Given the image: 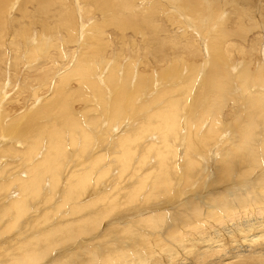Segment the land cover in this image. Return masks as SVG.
<instances>
[{"label":"bare ground","instance_id":"6f19581e","mask_svg":"<svg viewBox=\"0 0 264 264\" xmlns=\"http://www.w3.org/2000/svg\"><path fill=\"white\" fill-rule=\"evenodd\" d=\"M21 1L16 5L0 0V82L20 74L21 89L31 96L36 84L48 83L75 53L76 58L67 72L68 90L60 103L63 110L55 109L53 120L48 124L43 121L33 137L22 143L12 129L8 135H0V156H18L24 169L10 181L0 177V235L13 233L24 224L37 211L33 204L37 199L47 202L57 198L59 185L64 182L58 205L66 207L69 219L65 225L42 230L38 236L35 233L14 247L10 243L12 248L3 252L0 264H46L48 254L65 245L69 249L65 257L53 264H264V201L260 200L264 199V172L256 176L257 191L225 195L216 187L215 196L194 198L183 205L170 201L176 193L173 180L185 176L187 180L198 166H213L216 174L211 184L217 185L237 173L234 164L245 156L251 167L241 175L257 173L254 170L264 161V0H231L230 4V0H172L175 5H168L167 0ZM206 11L215 23L200 28ZM24 18H28L27 23ZM34 18L39 20V27L26 29ZM171 58L188 65L191 73L187 83H180V76L171 78L173 71L165 69L173 66ZM234 76L240 88L232 83ZM133 77L136 81L132 84ZM204 78L207 88L200 92L203 107L197 118L198 129L191 131L189 122L181 134L184 117L189 114L181 99L192 88H200ZM126 91L133 92L132 101H140L147 112L146 121L136 131L117 137V151L112 156L113 171H118L116 185L103 191L102 183L109 172V167L103 166L107 154L97 153L94 145L98 139L95 128L103 122L98 121L93 109L84 111V107L88 100H97L103 107L107 101L112 118H118L123 115ZM3 95L0 90V99L6 98ZM17 97L12 94L9 105L16 104ZM65 100L79 106V119L73 116L77 107L72 110ZM242 104L246 107L240 112ZM239 120L244 123L229 147L219 160L209 163V144L222 137L219 133L225 123ZM202 122L206 127L200 133ZM184 135L186 163L180 176L171 174L169 164L175 169ZM141 143L144 155L138 167L143 168L144 158L151 152L157 168L146 172L137 185L123 190L121 181ZM75 148L76 159L84 160L65 179L68 157ZM178 163L181 169V159ZM148 184L151 189L144 195ZM96 203L97 211L85 212ZM179 204L188 209L185 224L174 222ZM134 205L137 218L128 217L126 224L120 222L117 227L121 235H130L125 241L138 240L136 245L114 244L105 253L81 246L71 251L105 218L117 221L114 211L127 207L130 212ZM238 214L244 218L227 229V217ZM212 223L221 227L219 233L226 230L225 238L203 235V228ZM229 237L236 239L231 247L230 240L224 241ZM71 242L74 246H69Z\"/></svg>","mask_w":264,"mask_h":264},{"label":"rangeland","instance_id":"374dc122","mask_svg":"<svg viewBox=\"0 0 264 264\" xmlns=\"http://www.w3.org/2000/svg\"><path fill=\"white\" fill-rule=\"evenodd\" d=\"M11 1L16 2V5H18L19 4L18 1H21V0H11ZM228 1L229 0H225V2H228ZM169 3L172 5H175V2L172 0H167L168 5ZM230 3H231V0L227 4H230ZM27 5L29 4L27 3ZM18 14L19 12L17 13V16ZM210 15L211 14H209L207 11L203 14L204 17L202 18L204 19L205 23L200 24V28H202L203 24L205 27H207V26H212L215 23L216 19L212 22L210 20L211 19ZM35 17L38 18V15L35 14ZM24 20L26 21V22L24 21L25 23L28 22V18L27 19L24 18ZM33 20H35V18ZM38 22L39 20L38 21L35 20L33 21L32 25L30 26L26 25L27 26L26 29L29 27L31 29L32 28L34 29L36 27L38 28L39 27ZM193 24L195 25L194 22ZM200 31L201 30L199 29L198 32ZM74 56L75 57L70 59L68 64L63 65L62 67L58 69V71L55 72V74H53V76L48 81V83L36 84V87L32 89L34 93L31 96H28L27 94L28 91L25 92V90L21 89V79H19L20 74L17 77H14L13 79H10V80L9 78L8 79L4 78V81L0 82L1 83L0 90L4 91L3 96L6 97V98L4 97L5 99H0V135L1 134L8 135L9 131L14 130L18 140H20L22 143L25 141V139H27V137H33L34 132L43 123V121L46 124H48V122L53 120V117H54L53 114L55 112V109L63 110V108L60 106V103L64 100L62 99V97L65 91L68 90V87H66L67 85L66 79L70 77V74H68L67 72L72 69V66L75 62L76 53ZM129 57L130 56H128V58ZM171 63L173 65L172 67H168V68L167 66L165 67V69L168 70V73H172L173 71V75L171 78L180 76L181 77L180 83L181 82L187 83L188 80L186 78L190 77V73H191V71L188 69V65H186L185 62L179 61L177 59H172V58H171ZM241 69L242 68L240 66L237 71L238 74L240 73ZM25 70L26 68H24L23 72H25ZM253 70L254 72L257 71L255 68H253ZM207 71L208 69L206 70L205 73H207ZM130 80H132V76ZM135 81L136 79L133 77L132 84L135 83ZM232 83L236 85L238 88H240L238 85L239 82L236 79V76L233 77ZM177 85H179V83H177ZM143 86L144 85H142V87ZM206 88H207L206 80L204 78L202 85H200V88L198 89H195V87L192 88L190 94L188 96L186 95L184 98L181 99L182 103L185 105L184 106L185 109L189 110V114L184 117L185 121L183 122L184 125L182 126L183 129H181V132H182L181 134H184L185 127L187 130V126L189 125V122H190L191 131L192 130L197 131L198 128H196V123L199 121V119L197 118H198L200 110L203 107L202 105L203 102L201 99L202 97L200 96L201 95L200 92H203L204 90H206ZM262 90H264V87ZM146 91L149 92L148 89H146ZM12 94L18 95L17 98L19 99L16 104L9 105V97H11ZM184 95L185 94H181V96H184ZM130 96H133V92L126 91L125 92L126 100L122 102V104L124 105L123 115L119 116L118 118L114 117V119L112 118V115H111V106L109 105V102L107 104V101L104 103L105 106L103 107L101 104L99 105L97 100H94V99L88 100L85 104L86 106L84 107V111L86 109H93L96 112V114H98V121L103 122L102 126L98 125V127L95 128L98 133L97 134L98 139L94 143V145L96 146L95 150L98 149L97 153L106 151V154L108 156V158L106 156V160L103 165V166L109 167V170H108L109 172L105 175V179H104L105 181L104 183H102V186L105 188V189L104 188L102 189L103 191L111 190V188L113 189V187L116 185L115 176L118 173V171L117 170H115L116 172L113 171L115 162L112 156L116 154L115 151H117V147H116L117 137L120 135H125L126 133H132L136 131L137 128L140 125H142L143 122L146 121L145 119H146L147 112L142 110L143 106L141 107L140 101H135V100L132 101L133 97H130ZM65 102L67 103V105L71 106L72 110L73 108L77 107L76 114L73 116L75 117L77 116L79 119L80 118L79 106L77 104L76 105L71 104L67 100H65ZM245 107L246 105L242 104L240 112L244 110ZM247 110L248 109H246V111ZM83 118H85V115L83 116ZM243 123H244V120L242 121L239 120L235 124H231V125L230 123L224 124L223 130L219 133V135L221 134L222 137L220 136V138L217 139L215 142L211 143V145L209 144V148L207 151L208 153L207 159L209 160V163L210 162L214 163L216 160H219L222 157L224 150L229 147L231 141L233 140V137L235 136L237 131L241 128ZM205 127L206 125H204L202 122L200 133L205 129ZM106 131L107 132L109 131L108 132L109 134L104 133ZM186 139H187V136L184 135L183 148L177 151L175 169H173L172 165L169 164L171 167L170 168L171 174H174L175 172H177V174L181 176L182 171L183 170L185 171L184 166L186 163V157L184 153V148H185L184 143ZM193 143H190L189 145L192 146ZM257 144L258 145L260 144V140L259 142H257ZM76 152H77V149L76 148L73 149L71 154L68 157V162L66 164V166L68 167L66 169V172L68 173L65 176V179H68L72 173L71 171L77 169L84 160L83 158L76 159V156L74 155ZM143 153H144V143H141V146L135 150V153H134L135 156L133 159L132 167L130 166L127 169V172L125 173V178L121 181V187H123L122 188L123 190H128L132 188V186L137 185L139 181L141 180V178H143L146 172L150 173L154 169L157 168L158 163L155 161V155L151 152H149L148 156L144 158V162H143L144 165H142L143 168L140 169L138 167L137 164L139 163L140 159L144 155ZM201 155L204 157L203 153ZM7 156L9 155H5V158L4 157L2 158L0 156V161H1L0 162V177H2V179L6 181H10L13 178H15V176L19 172L21 173L24 172L23 171L24 169L21 168L22 167L20 164L21 159L18 156H14L13 159L12 157H7ZM248 158L250 159V157ZM178 159H181L182 161L181 169L178 163ZM261 159L264 160V157H261ZM241 161L242 162L238 163L237 165L234 164V168L236 169L237 173L232 174L231 178L229 179H226V180L224 179V182L222 181L221 183L217 184L221 186L211 184L216 174L215 168L213 166L212 168L210 166L209 167L207 166L208 169H206L207 167L204 169L203 165H202V168L200 169H199V166L196 167L195 169L192 170L187 180L185 179L186 176L183 178H177V180L175 181L173 180V186H175L176 188L175 190L176 193H174L173 195L174 198L172 197L173 200L170 199V201H175V202L180 201L181 204L183 205L185 201L191 200L194 198L195 199L197 198L205 199V198L210 197V195L215 196L216 187H220L218 188L217 191H219L220 189H223L225 195L231 194V193H240L241 191L246 190V189L247 190L250 189L252 191L253 189H256L255 191H257L259 184H256L257 183L256 178L258 177V174H260V172L261 173L264 172V161L260 162L259 164L260 166L256 170H254L257 173L253 172L251 176L250 174L248 175V173L243 174L244 176L240 174L241 172L251 167L250 165L251 161H248L246 156L245 158H242ZM136 165L137 167H135ZM236 167H238L239 169ZM239 174L241 175V178L240 177L237 178V176H240ZM152 175L153 174L149 175L148 178L151 179ZM147 182H149L150 184L149 180H147ZM245 182H248V183H245ZM64 183H61V185H59V188H58L59 190L57 192L58 194L57 198H56L57 196L56 195L55 199L53 198L51 201H47V202L46 201L44 202L43 198L37 199L33 203L34 207L36 206L38 207L37 211L32 213L31 216H29V218L24 222V224L22 223L17 228H15L13 233H10L7 235L3 234L2 236L0 235V258L3 257L5 251L7 252L9 250L8 248H12L18 245L21 241H26L27 239L30 238V236L34 235L35 233L37 234L36 236H38L42 230L50 229V227H59L67 223L69 219V211H67L66 207L64 206L59 207L58 205L62 200V195H63L62 188H63ZM149 184L146 185L144 188V193H143L144 195L151 189V186ZM122 189H120V191L118 192L120 196L123 195V191H121ZM144 195L142 197H144ZM166 199L167 198H165L164 201H166ZM260 200L264 201V199L262 198ZM181 204L175 207L178 214L175 215L174 222L175 223L179 222V224H185L187 223V220H188L186 216V214L188 213L187 211L188 209H184ZM97 205H99V203L98 204L96 203L94 208H87L85 209L86 211L85 210L84 211L85 212L95 211V210L97 211L98 210ZM136 205H134L133 207L130 206L132 209L135 207L133 211L132 209H130V212H129V209H127V207L122 208V211L124 209L128 210V211L124 210V213L120 210L117 212L114 211L115 214L113 213V215L117 217V221L112 220L111 222L110 220L112 219V217L109 219L105 218L101 226L97 228L95 232L89 234L86 237H83V240L79 242L78 245L74 246L72 244L73 242H71L69 246H74L71 249V251L73 250L77 251L78 248L81 246L83 248L85 247L93 248L97 251L100 250V252L105 253V252H110L111 251L110 249L114 246V244L120 243L121 246H127V247L129 245L130 246L136 245L139 242L138 240H131L129 242L125 241L129 239L130 235L128 236L121 235L120 234L121 230H119L117 227V224L120 222H125L126 224L129 220L131 219L133 220L137 218L136 215L138 213L136 210L138 208H136ZM138 205L140 204L138 203ZM180 205L181 207H179ZM180 208L181 210H179ZM131 213L132 214L134 213L133 216L135 215V217H133ZM232 215L228 216L227 220L224 219L225 224L228 223V225H226L227 229L230 225H232V222H239L241 219L244 218V214H240V215L238 214L234 216ZM261 219L262 218H259V220ZM251 222H253V220ZM36 223L37 224L39 223V225H37L33 230H30L33 225H36ZM1 228L2 227H0V229ZM218 228H221V227H219L217 223H212L211 225L203 228L202 230L203 235L211 237V238L213 236L225 238L224 232L226 230L223 229V233L221 234L217 231ZM195 236L197 235L195 234ZM7 238H9L10 242L8 240L5 241ZM13 240L15 241V243H13L14 242ZM229 240H230V243L228 244V246L231 247L235 244L236 239L232 240L231 237H229L228 239H224L225 242H228ZM10 243L14 245L10 247L11 246ZM62 247L63 248H61V246L56 247V249H54L50 254H48L47 259L45 261L47 262L46 264L56 263V261H58L59 259H63L65 257L64 254L68 252L69 249L68 250L66 249V245ZM209 259L210 258H208L206 262H208ZM213 264H218V263L214 262Z\"/></svg>","mask_w":264,"mask_h":264}]
</instances>
